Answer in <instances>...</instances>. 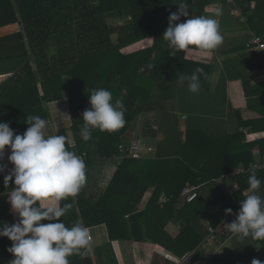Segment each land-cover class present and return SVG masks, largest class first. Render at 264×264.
<instances>
[{"label":"trees","instance_id":"trees-1","mask_svg":"<svg viewBox=\"0 0 264 264\" xmlns=\"http://www.w3.org/2000/svg\"><path fill=\"white\" fill-rule=\"evenodd\" d=\"M214 1L219 0H187L191 16H205L206 8ZM220 1L225 3V0ZM235 2L241 7L249 26L261 35L263 26L253 14L264 12V1ZM175 3L176 0H0V26L17 23L14 31L0 35V74H8L0 83V122L8 123L16 134H22L29 127L26 124L28 116L38 115L46 120V105L63 99L68 91L75 147L79 153H86L83 158L86 183L76 195L79 205L84 202L90 176L101 172L113 155L124 156L119 145L127 144L125 135L132 121L154 110L157 100L152 85L169 93L171 82L181 75L192 74L196 68L206 71L204 64L185 59L187 48L176 51L173 56L163 40L168 16L178 8ZM229 7L224 6L228 10ZM185 19L181 17L179 22ZM133 45L136 48L128 55L121 53L122 48ZM188 48L199 49L196 46ZM89 64L97 67L92 65L88 71H83L82 66ZM150 65H154L153 68ZM258 68L263 69L264 64ZM94 88H105L112 93L114 101L124 102L126 123L112 132L93 129L92 138L84 141L79 135L84 123L82 113L91 107L88 94ZM185 133V153L180 157H124L107 189L98 202L94 201V224L106 219L102 205L116 206L119 216L128 215L129 239L141 242L145 233L180 258L193 253V261H204L206 254L200 244L208 235V228L223 229L225 223L236 218L240 200L246 196L243 192L248 188V176L253 170L237 173L234 176L237 191L225 194L214 180L232 173L239 159L232 155L224 157L220 152L206 155V158L199 152L200 157L196 159L186 153L189 135L187 131ZM143 134L151 132L145 128ZM56 135L66 136L64 129H59ZM250 155L240 156L245 168L255 162ZM201 158L202 164L197 162ZM0 165H3V159H0ZM255 172L257 178L264 181V172L258 169ZM1 183L4 179L0 172ZM189 184H209L212 189H207L206 196L198 194L193 201L185 202L180 192ZM152 187L153 193L145 207H137ZM7 188H11L9 183ZM0 192H4L1 186ZM162 193L167 200L161 205ZM8 204L0 202V222L8 223L13 219ZM38 204L41 207V202ZM229 208L231 215L225 213ZM173 217L181 221V228L171 239L164 232L162 234L159 221ZM198 220L204 223L198 225ZM141 223H144L145 231ZM124 231H127L126 222ZM231 234L225 228L221 238L225 240ZM250 239L246 245L216 251L203 264H240L257 257L264 264V240ZM11 243L6 237H0V259L12 256L6 250Z\"/></svg>","mask_w":264,"mask_h":264},{"label":"crops","instance_id":"crops-1","mask_svg":"<svg viewBox=\"0 0 264 264\" xmlns=\"http://www.w3.org/2000/svg\"><path fill=\"white\" fill-rule=\"evenodd\" d=\"M227 10L225 8L219 17L220 32L223 36L222 44L211 51L187 48L184 56L189 61L202 63L207 66L206 71L199 75L200 89L203 87L206 91H214L220 100H210V103L206 101L207 107L201 109L203 102L198 101L197 95H194L196 93L200 94L201 90L199 89L198 92L194 93L188 89L187 81L183 85L178 83L181 94L185 97L186 101L191 100L190 97L192 98L194 96L190 108L188 107V111L184 112L182 116L184 120L189 121V118L191 119L189 127L187 126L186 129L189 135V146L187 147L186 153L196 159L200 157L199 152L204 153L205 158L206 155H212L214 152H220L224 157L226 155H232L233 158L239 159L237 168L240 165H244V161L240 157L243 154H251L249 157L253 156L252 161L264 163V68H258L259 65L264 64V53L248 44L249 29L264 41V12L261 11L253 14V18L258 20V22L261 21V25L263 26L262 34L258 35L249 26L248 20L244 22L239 18L231 16ZM210 16L214 15L210 13ZM243 16L246 18L245 15ZM16 28L17 24L12 23L0 26V35L5 34L3 32L14 31ZM7 76L8 74H0V83ZM66 84L68 83L66 82ZM65 95L66 97L63 99L50 102L46 105L45 111L48 125L45 129V135H56L59 129H64L69 141L68 146L69 148L72 147L70 150L84 158L86 156L85 151L79 153L75 147L76 142L71 130V118L67 98L68 91H66ZM207 99L209 101V98ZM143 114H141V118L138 117L140 119L139 121L145 123L146 128L151 132V134L144 135V137L156 141V144H154L155 156L149 159L171 157V155H163L161 153L160 138L158 137L160 130L158 123L159 114L155 110H150L147 112V115ZM136 119L132 121L130 128L126 132V140L128 139L129 131L135 129L133 122H136ZM153 125L157 126L156 130L151 129ZM243 129L248 130V136L245 137ZM73 141L74 144L72 145L71 143ZM8 155H10V150L6 147L2 158L4 166V171L1 172L2 179H4V176L13 167L7 159ZM121 157L119 155H113L107 160L101 172L94 173L90 176L89 188L86 189L85 196H83L84 202L81 205L78 204L76 196L68 198L72 200V203H70L72 207L60 219L69 228L76 222H82L84 226L88 227L91 235V249L87 255L81 256L79 254H73L69 257L70 264H179L177 261L180 257L177 254L157 244L148 238L145 233L144 240L141 242L129 239L128 215L119 216L116 206L102 205L105 208L104 214L106 219L103 222L94 224V201L98 202L102 192L107 189L118 163L123 159ZM202 162L200 161L201 164ZM258 174L263 175L260 172ZM227 176L218 177L214 181H216L218 186L220 185L222 187L225 194L230 195L237 191L238 185L234 177L227 178ZM221 178L226 179L224 185H221L220 181H218ZM9 184L11 186L9 189L5 187L4 183L0 185L1 188H4V192H0L1 203H9L8 194L14 187L12 181H9ZM208 186L209 184L196 186L198 194H204L206 196V193H208L207 189H212V187ZM227 189H231V192ZM153 190L154 187L147 190L137 207H145ZM243 194L246 195L247 190ZM163 195L162 193L160 198ZM68 199L61 201V206L64 203H68ZM47 203V201H41V208L45 207ZM8 208L13 218L8 222L11 224L16 222L18 216L12 212L10 203L8 204ZM84 212L88 214L84 216L82 214ZM86 217L87 220L85 219ZM165 220L162 219L159 221V227H162L163 230L162 234L164 232L171 239H174L180 231L181 221L175 217ZM90 221L93 222L91 223ZM194 221L193 224L195 223ZM125 222L127 231H124ZM41 223H48V221H41ZM197 223L198 225H202L204 222L198 220ZM141 226L143 231H145L144 223H141ZM116 228H119V230H116ZM209 235L208 233L200 244V249L207 244L206 240L210 239ZM237 239L240 244L235 243L232 245ZM250 242V237L242 239L237 234H231L227 239L222 240L221 246L224 245L222 249H229L246 245ZM203 252L206 254L205 260L213 255L207 254L205 250ZM8 258H13V256H9ZM193 258L194 255L191 253L190 260L193 261ZM254 259L261 261L258 257ZM252 260L246 261L245 264H251ZM204 261L198 260L193 261V263L203 264ZM261 264L263 263L261 262Z\"/></svg>","mask_w":264,"mask_h":264},{"label":"clouds","instance_id":"clouds-1","mask_svg":"<svg viewBox=\"0 0 264 264\" xmlns=\"http://www.w3.org/2000/svg\"><path fill=\"white\" fill-rule=\"evenodd\" d=\"M177 11L168 16V27L163 40L172 50H184L196 46L211 51L223 42L220 32V7L214 16L192 17L187 0H176ZM181 17L186 19L179 22ZM154 65H150L153 68ZM203 68H196L189 75H181L178 82L191 92H198L201 85L199 74ZM90 109L82 113L79 135L84 141L92 138V130L116 131L124 127L126 105L120 99L113 100L112 93L105 88H94L88 94ZM29 127L22 134H16L6 122H0V159L4 149L10 150L8 161L12 168L4 176L7 187L12 181L14 187L8 194V202L18 219L14 223L0 222V237L10 240L6 250L13 259L10 264H70L73 254L87 255L91 249V235L88 227L76 222L71 228L60 219L72 207L61 201L76 196L86 183V164L82 156L69 150L68 138L64 135H45L48 121L40 116H28ZM74 143V141H73ZM4 166L0 165V172ZM264 181L257 178L255 170L248 176L247 194L240 200L235 219L224 227L240 238L251 237L264 240ZM47 201L41 208L38 202ZM231 215L232 209H225ZM48 221V223H41ZM83 250V251H81ZM251 264H261L253 259Z\"/></svg>","mask_w":264,"mask_h":264},{"label":"rangeland","instance_id":"rangeland-1","mask_svg":"<svg viewBox=\"0 0 264 264\" xmlns=\"http://www.w3.org/2000/svg\"><path fill=\"white\" fill-rule=\"evenodd\" d=\"M210 13L215 15L211 5H209L206 8L205 16L206 15L210 16ZM3 33H7V32H3ZM135 48H136V45L126 46L121 49V53H123L126 56L128 55L129 51L131 50L134 51ZM92 65L93 64H89L87 65V67L82 66L84 67L83 71H88V69H90ZM95 65H93V67H97ZM152 87L154 88L153 93L155 94V97L157 100L156 101L157 105L154 106L153 109L159 114L158 123L160 126V130L158 132L159 133L158 137L160 138L161 153L163 155H171V157H180L184 155L185 153L183 141H184V137L186 136L185 132H186L187 126L189 127V124L191 121L190 118H189V121L184 120L182 116L184 112L188 111V107L190 108L191 103L194 100V96H192V98L190 97L191 100L186 101L185 97L181 94L180 85L178 83V80L177 81L174 80L173 82H171L170 87H169V93L168 91H164L163 89H160L158 86L154 84L152 85ZM200 90H201L200 94L196 93L194 95H197L198 101L203 102L201 109L207 107L206 101L210 103V100L211 101L220 100V98L217 96V93H215L214 91L213 92L206 91V89L203 87ZM207 98H209V101ZM144 114L147 115V112H145ZM141 116L142 115L138 117L141 118ZM138 117L136 119V122H133L134 128L135 130H139L142 132L146 128V125L142 121H139L140 119ZM142 143L145 145L156 144V141L151 138H144L142 140ZM201 161H202V158H201ZM197 162L200 163L199 159L197 160ZM224 232H225V228L223 226V229H220V228L216 229V232L214 233L213 237L209 235L210 239L206 240L207 244H205V246H202L203 251L205 250L207 251L206 252L207 254L212 255L216 251L224 248V245L221 246V243H222L221 239H223L221 238V235ZM229 236H227L226 239ZM235 243L240 244L238 239L236 240V242H233L232 245ZM188 258L189 260H187ZM190 259H191V253L187 255L186 259L185 257L180 258L177 262L179 264H200V263H193ZM241 264H245V262Z\"/></svg>","mask_w":264,"mask_h":264},{"label":"built area","instance_id":"built-area-1","mask_svg":"<svg viewBox=\"0 0 264 264\" xmlns=\"http://www.w3.org/2000/svg\"><path fill=\"white\" fill-rule=\"evenodd\" d=\"M230 6L229 7V14L231 16H234L236 18H239L240 20L246 21V18L243 16V12L240 6H238L235 2V0H225V3L219 1H214L211 3V7L213 8V11L215 13V10L217 7H220L222 11H224L225 5ZM220 17V16H219ZM219 17H216L219 20ZM249 38H248V44L253 46L256 50L261 51L264 53V41L256 35L251 29L248 31ZM185 118V117H184ZM152 130H156L157 126L153 125L151 126ZM243 132L245 133V137L249 135L247 129H243ZM144 134L141 131L131 129L128 133V139L127 144H120L119 145V151L124 153V157L128 158H153L155 156V147L154 144L151 145H145L142 143V140L144 139ZM74 144L73 142L71 143ZM121 157V158H122ZM261 169L264 171V163L260 162H254L249 168H245L244 166L240 165L236 169L233 170L232 173H230L227 178L234 177L237 173L241 172H247L248 170H256ZM226 179H218L220 181L221 185L225 184ZM230 191L231 189H227ZM231 192V191H230ZM197 187L194 185H188L184 186L180 192V197L185 202H191L197 197ZM167 200V197L163 195L160 198V203H164ZM209 234L211 237L214 236V233L216 232V229L213 227H209ZM13 258H1L0 264H10V261Z\"/></svg>","mask_w":264,"mask_h":264}]
</instances>
